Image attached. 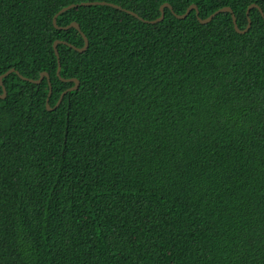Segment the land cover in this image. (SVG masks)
<instances>
[{"label": "trees", "instance_id": "16d2710c", "mask_svg": "<svg viewBox=\"0 0 264 264\" xmlns=\"http://www.w3.org/2000/svg\"><path fill=\"white\" fill-rule=\"evenodd\" d=\"M167 3L191 11L144 23ZM59 106L45 108L73 86ZM264 0H0V264H264ZM2 90L0 87V95Z\"/></svg>", "mask_w": 264, "mask_h": 264}, {"label": "water", "instance_id": "95a60500", "mask_svg": "<svg viewBox=\"0 0 264 264\" xmlns=\"http://www.w3.org/2000/svg\"><path fill=\"white\" fill-rule=\"evenodd\" d=\"M75 6L76 5L72 4V5H69L67 7L62 8L61 10H59L57 12V14H55L53 16V19H52V24H53L54 28H56L57 30H67V29H70V28H74V29H76L81 34V36L83 38V46L80 47V48L74 47V46L66 43L65 41H59V40H55L54 41V43H53V50H54V54H55V56L57 58V62H58V67H57V71H56V75L58 77H59V72H60V62H59V55H58V51H57V45L58 44L68 45L70 48H72L73 50H75L78 53H83L84 51H86V49L88 47V40H87L86 36L80 31L79 25L77 23L72 22V23L68 24L67 26H63V27H60V26H57L56 25V19L59 16V14L65 12V11H67V10L75 7ZM78 6H108V7L117 9V10L124 11L127 14L133 16L134 18H137L138 20H140V21H142L144 23H147V24H151V25L157 24V23H159V22H161L163 20V18H164V8H168L172 12L174 18H176V19H184L191 11H194L197 21L200 24H202V25L209 23L219 13H229L230 16H231L233 28H234L235 32L237 34H240V35L245 34L249 30L250 25H251V20L248 17L247 18V25H246V27L244 29L240 30L237 27V25H236L235 16H234L231 8H229V7L220 8V9L216 10L214 13H212L211 15H209L207 18L201 19V18L198 17V9H197V7L195 5H190L183 14H175L173 12L171 6L169 4H167V3H164L159 8V10H160V16L157 19L152 20V21H145V20L141 19L137 14H135L132 11H128V10L122 9L118 5H115V4H112V3H108V2H104V1H100V2H98V1H96V2H84V3L78 4ZM252 8H255V9H257L259 11V13H260V15H261V17L263 18V21H264V14H263L262 10L259 8V6L256 5V4H251L250 6H248L247 11H246V15L248 16L249 11ZM10 73H15V74L18 75V77L21 80L26 81V82H29V83H32V84H39L44 77L47 78V81H48V75H47V73H41L39 75V78L36 79V80H34V79H28V78L23 77L17 71H15L13 68H11L8 71H6L5 73H3L2 75H0V87H1V90H2V94L0 95V99H4L5 98V94H6L5 88L2 85V79L5 78ZM59 79L61 81H63V82H71V83H73V86L70 87V88H68L67 90H65L59 96V98H58L57 102L55 103V105L53 107H50V105H49V97L51 95L52 88H51L50 82L48 81V93H47V97L45 99V108H46L47 111H51V110L56 109L59 106V104L61 103L63 96L67 92H72V91H74V90H76L78 88L77 85H79V82H78L77 79H63V78H60V77H59Z\"/></svg>", "mask_w": 264, "mask_h": 264}, {"label": "snow or ice", "instance_id": "6c2138e0", "mask_svg": "<svg viewBox=\"0 0 264 264\" xmlns=\"http://www.w3.org/2000/svg\"><path fill=\"white\" fill-rule=\"evenodd\" d=\"M77 87H78V85H77Z\"/></svg>", "mask_w": 264, "mask_h": 264}]
</instances>
